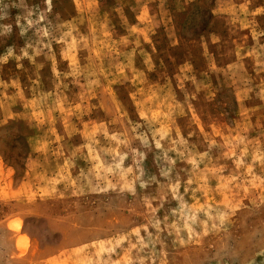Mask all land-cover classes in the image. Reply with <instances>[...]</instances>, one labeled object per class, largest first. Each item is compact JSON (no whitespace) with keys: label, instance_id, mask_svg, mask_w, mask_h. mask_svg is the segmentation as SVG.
<instances>
[{"label":"rangeland","instance_id":"374dc122","mask_svg":"<svg viewBox=\"0 0 264 264\" xmlns=\"http://www.w3.org/2000/svg\"><path fill=\"white\" fill-rule=\"evenodd\" d=\"M0 264H264V0H0Z\"/></svg>","mask_w":264,"mask_h":264}]
</instances>
